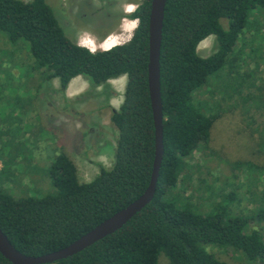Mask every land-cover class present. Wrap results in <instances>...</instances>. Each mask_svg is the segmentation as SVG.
I'll use <instances>...</instances> for the list:
<instances>
[{"label": "trees", "instance_id": "trees-1", "mask_svg": "<svg viewBox=\"0 0 264 264\" xmlns=\"http://www.w3.org/2000/svg\"><path fill=\"white\" fill-rule=\"evenodd\" d=\"M151 1L126 16L138 20L130 40L93 52L67 36L47 0H0V30L12 43L27 41L34 66L48 82L59 78L62 91L78 75L94 87L127 76L124 100L111 114L119 131L114 164L100 165L92 181L81 182L75 163L61 153L49 169L53 193L16 195L6 186L11 183L6 170L15 153L22 155V144L0 138L1 157L12 147L11 160L5 159L0 172V226L21 252L39 256L64 248L149 186L155 159L148 84ZM257 7L264 9V0H167L160 60L164 156L155 196L115 232L48 264H159L162 255L169 264H230L211 245L239 250L249 264H264V233L251 225L264 219V210L234 212L230 206L236 198L230 192L212 201L208 211L195 212L173 192L181 181L182 160L211 140L215 118L194 104V93L210 76L225 69L231 74L235 60L230 55ZM210 35L215 50L202 57L199 44ZM242 164L254 176L264 173V166L253 161ZM0 264L13 263L0 252Z\"/></svg>", "mask_w": 264, "mask_h": 264}, {"label": "rangeland", "instance_id": "rangeland-1", "mask_svg": "<svg viewBox=\"0 0 264 264\" xmlns=\"http://www.w3.org/2000/svg\"><path fill=\"white\" fill-rule=\"evenodd\" d=\"M142 1L47 0L67 36L83 46L88 40L100 43L111 35L121 36V43L130 40L134 32L129 35L122 26ZM250 15L249 26L230 55L235 60L231 74L225 69L210 76L194 93V104L215 118L211 140L182 160L181 181L173 192L175 200L195 212L208 211L212 201L230 192L236 198L230 206L234 212L264 210V173L254 176L242 164L253 161L264 166V9L257 7ZM214 50V35L198 47L202 57ZM34 64L29 43H12L0 30V138L15 139V135L16 143L22 144V155L15 153L16 160L6 170L11 179L6 186L19 196H42L56 190L49 169L61 153L75 163L81 182L92 181L100 165L112 167L119 131L112 121L109 126L103 121L123 102L127 83L121 76L100 89L93 86L79 99H67L59 79L48 82ZM53 83L59 88H53ZM21 94L38 104L29 115L12 112ZM110 97L115 105L110 104ZM80 100L85 104H79ZM22 108L32 106L26 102ZM90 131L97 136L89 137ZM11 150L9 146L6 155L0 156V172L5 159L11 160ZM251 225L264 233V219ZM208 248L230 264H249L239 250L224 245ZM159 264H169L168 258L162 255Z\"/></svg>", "mask_w": 264, "mask_h": 264}, {"label": "water", "instance_id": "water-1", "mask_svg": "<svg viewBox=\"0 0 264 264\" xmlns=\"http://www.w3.org/2000/svg\"><path fill=\"white\" fill-rule=\"evenodd\" d=\"M167 0H152L149 21L148 84L155 121V159L149 186L137 199L93 229L59 250L32 256L18 250L0 226V252L13 264H48L72 256L115 232L154 198L164 156L163 100L161 92V45Z\"/></svg>", "mask_w": 264, "mask_h": 264}, {"label": "crops", "instance_id": "crops-1", "mask_svg": "<svg viewBox=\"0 0 264 264\" xmlns=\"http://www.w3.org/2000/svg\"><path fill=\"white\" fill-rule=\"evenodd\" d=\"M127 12H132V11H128V10H126ZM127 19H130V20H126L123 24V26H122V29H124V26L126 25H130L131 23H136V25H138V20L137 19H131V18H127ZM127 34H129V33H127ZM130 35V34H129ZM112 36V35H111ZM110 37V36H109ZM109 37H107V38H109ZM106 38V39H107ZM106 39H103L102 41H105ZM102 41H100V42H102ZM104 50V49H103ZM122 76H125L126 78H127V76L126 75H122ZM121 77V76H120ZM117 78H119V77H117ZM53 79H55L56 81H58V79L59 78H53ZM113 79H116V78H113ZM111 80L112 79H110L109 81H108V83L109 82H111ZM100 86H102V85H100ZM100 86H97V88L98 89H100ZM55 87H58L57 86V84L55 83H53V88H55ZM92 85H91V83H90V81L86 78V77H84L83 75H78V76H76V77H74L70 82H69V84H68V86H67V88H66V90H65V94H66V98L67 99H73V97L75 96V100L76 99H79L80 97H82V95H84V94H86V93H88V92H90L91 91V89H92ZM59 88V87H58ZM114 98H112V97H110V99H109V102H110V104L111 105H115V102H114V100H113ZM16 100V109L15 110H13L12 112H15V113H21V115H29L30 114V112L32 111V109L33 108H35V107H37L38 106V104L35 102V104L33 105V103L31 102L32 101V98L31 97H27V96H23L22 94L21 95H19L18 96V98H16L15 99ZM47 101H48V99H46ZM18 101V102H17ZM25 101V102H24ZM29 103L31 106H32V108L30 109V108H22V105H24L25 103ZM85 101H82V100H80V101H78V103L79 104H85L84 103ZM50 106V105H49ZM51 107V106H50ZM83 107V106H82ZM120 106H117V107H115L114 108V110H117L118 108H119ZM52 108V107H51ZM18 110H19V112H18ZM34 111H39V109L38 108H36ZM79 111H81V108H79ZM111 114H112V112H111ZM103 123L105 124V125H111L110 123H111V115H110V118H109V120H104L103 121ZM95 125H98V122H97V124H95ZM98 131V130H97ZM93 133V131H90L88 134V136L89 137H96L97 135H95L94 133ZM12 137H14V138H16V136L15 135H12ZM106 137H108L109 138V136H106ZM98 138V137H97ZM16 141H17V139H16Z\"/></svg>", "mask_w": 264, "mask_h": 264}, {"label": "bare ground", "instance_id": "bare-ground-1", "mask_svg": "<svg viewBox=\"0 0 264 264\" xmlns=\"http://www.w3.org/2000/svg\"><path fill=\"white\" fill-rule=\"evenodd\" d=\"M129 11V9H127ZM133 9H131L132 11ZM137 25L136 23H131L130 25H125L123 31H125L126 33L132 34L134 32V30L136 29ZM121 39L122 37L119 35H114V36H110L109 38H107L105 41H102L100 43L92 41V40H88L86 42H84V46L90 48L91 50H98L100 48L104 49V50H109L111 48H113L116 45L121 44Z\"/></svg>", "mask_w": 264, "mask_h": 264}, {"label": "clouds", "instance_id": "clouds-1", "mask_svg": "<svg viewBox=\"0 0 264 264\" xmlns=\"http://www.w3.org/2000/svg\"><path fill=\"white\" fill-rule=\"evenodd\" d=\"M129 11H131V10L129 9ZM92 51L94 52L95 50L93 49Z\"/></svg>", "mask_w": 264, "mask_h": 264}]
</instances>
